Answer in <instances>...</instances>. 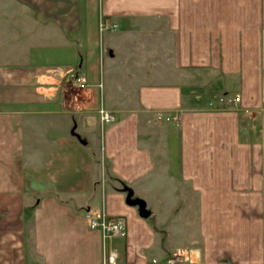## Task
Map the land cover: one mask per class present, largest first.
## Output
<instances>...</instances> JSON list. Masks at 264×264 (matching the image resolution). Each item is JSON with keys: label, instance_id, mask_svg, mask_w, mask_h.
Here are the masks:
<instances>
[{"label": "crops", "instance_id": "0c3cea01", "mask_svg": "<svg viewBox=\"0 0 264 264\" xmlns=\"http://www.w3.org/2000/svg\"><path fill=\"white\" fill-rule=\"evenodd\" d=\"M113 249L264 264V0H0V264Z\"/></svg>", "mask_w": 264, "mask_h": 264}, {"label": "built area", "instance_id": "2783aa9c", "mask_svg": "<svg viewBox=\"0 0 264 264\" xmlns=\"http://www.w3.org/2000/svg\"><path fill=\"white\" fill-rule=\"evenodd\" d=\"M116 25L107 24L106 22L100 23V30H114ZM219 102H223V97H219ZM239 97H235L233 102H238ZM209 107L214 108V102H209ZM99 119L102 123H109L114 120L113 115L104 108L98 110ZM179 116L174 114H164L162 112L153 113V122L155 124L161 121L179 120ZM86 220L88 227L93 230H99L105 240H111L114 238L124 237L126 235V221L122 216L107 215L104 212H95L91 209L87 210ZM120 255L117 250H109L106 255V259L103 264H120ZM152 264H182L179 256H172L164 261L156 259L152 260Z\"/></svg>", "mask_w": 264, "mask_h": 264}, {"label": "water", "instance_id": "95a60500", "mask_svg": "<svg viewBox=\"0 0 264 264\" xmlns=\"http://www.w3.org/2000/svg\"><path fill=\"white\" fill-rule=\"evenodd\" d=\"M86 122V125L88 124L89 125V121L86 119L85 120ZM74 133V132H73ZM76 137L78 138V140L85 144V141L81 139V137L78 135V134H75ZM130 201V200H129ZM132 203H134L135 205H138L139 207V214L143 217H147L149 215L148 211L146 210V205H145V202L141 199H136L134 200Z\"/></svg>", "mask_w": 264, "mask_h": 264}, {"label": "trees", "instance_id": "16d2710c", "mask_svg": "<svg viewBox=\"0 0 264 264\" xmlns=\"http://www.w3.org/2000/svg\"><path fill=\"white\" fill-rule=\"evenodd\" d=\"M80 74V72L79 71H73V74H72V79H76L77 77H78V75Z\"/></svg>", "mask_w": 264, "mask_h": 264}, {"label": "rangeland", "instance_id": "374dc122", "mask_svg": "<svg viewBox=\"0 0 264 264\" xmlns=\"http://www.w3.org/2000/svg\"><path fill=\"white\" fill-rule=\"evenodd\" d=\"M107 31H113V30H107ZM107 76H109V74L107 75ZM120 77V76H119ZM172 115H174V114H172ZM176 115H178L179 117H180V115L179 114H176ZM169 121H172V120H169ZM151 262H152V260H151Z\"/></svg>", "mask_w": 264, "mask_h": 264}]
</instances>
